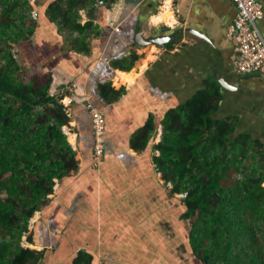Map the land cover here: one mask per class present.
Segmentation results:
<instances>
[{
    "label": "crops",
    "instance_id": "0c3cea01",
    "mask_svg": "<svg viewBox=\"0 0 264 264\" xmlns=\"http://www.w3.org/2000/svg\"><path fill=\"white\" fill-rule=\"evenodd\" d=\"M52 1L31 0L41 3L34 7L37 27L22 61L30 73L51 69L50 92L61 97L70 117L64 131L87 161L72 177L56 180L50 203L30 221L33 242L24 237L23 244L45 249L48 264H71L80 249L92 252L95 264H178L180 196L154 162L166 112L217 81L222 97L216 116L236 115L237 132L264 140V74L235 69L234 41L227 35L233 1L84 0L79 21L91 26L81 32L50 21L45 8ZM163 9L169 21L157 19ZM258 26L264 37V16ZM175 31L163 44L138 42ZM132 51L141 58L130 71L114 66ZM110 82L126 89L112 102L113 93L100 89ZM93 107L105 119L99 161ZM150 117L156 132L138 152L134 136Z\"/></svg>",
    "mask_w": 264,
    "mask_h": 264
},
{
    "label": "trees",
    "instance_id": "16d2710c",
    "mask_svg": "<svg viewBox=\"0 0 264 264\" xmlns=\"http://www.w3.org/2000/svg\"><path fill=\"white\" fill-rule=\"evenodd\" d=\"M83 1L54 0L45 14L60 29L81 32L91 26L79 21ZM35 5L0 0V264H45V249L25 246L23 238L33 242L30 221L50 203L56 180L87 161L63 129L70 117L50 92L51 69L30 73L23 64L37 27L30 15ZM140 58L132 51L114 66L130 71ZM100 86L113 93L109 102L126 91L111 82ZM221 97L211 81L170 108L154 144L156 168L171 193L185 194L177 199L178 264H264V140L237 132L238 116H216ZM156 126L150 117L137 131L136 151L149 145ZM94 257L80 249L71 264H95Z\"/></svg>",
    "mask_w": 264,
    "mask_h": 264
},
{
    "label": "built area",
    "instance_id": "2783aa9c",
    "mask_svg": "<svg viewBox=\"0 0 264 264\" xmlns=\"http://www.w3.org/2000/svg\"><path fill=\"white\" fill-rule=\"evenodd\" d=\"M232 1L236 12L228 26L227 35L234 41L235 69L242 74H264V37L258 26V21L264 16L263 5L259 0ZM38 14L36 9L30 12L34 19L38 18ZM91 111L95 141L94 157L95 161H99L105 147V119L100 110L93 107ZM63 129L65 130L66 126H63Z\"/></svg>",
    "mask_w": 264,
    "mask_h": 264
},
{
    "label": "water",
    "instance_id": "95a60500",
    "mask_svg": "<svg viewBox=\"0 0 264 264\" xmlns=\"http://www.w3.org/2000/svg\"><path fill=\"white\" fill-rule=\"evenodd\" d=\"M177 32L179 31H175L172 34L161 35V36H156V37H149L148 39L143 40V41H141V39H138V42L142 44H150V43L163 44L164 42L176 36L178 34Z\"/></svg>",
    "mask_w": 264,
    "mask_h": 264
},
{
    "label": "bare ground",
    "instance_id": "6f19581e",
    "mask_svg": "<svg viewBox=\"0 0 264 264\" xmlns=\"http://www.w3.org/2000/svg\"><path fill=\"white\" fill-rule=\"evenodd\" d=\"M167 7V6H166ZM164 9H165V7H164ZM163 9V12L160 14V16H158V20H161V19H164V20H168L169 21V19H170V16H169V14H168V10H164ZM123 75V74H122ZM127 80H129L130 78H131V76L130 75H126V77H125ZM69 135H71V134H69Z\"/></svg>",
    "mask_w": 264,
    "mask_h": 264
},
{
    "label": "rangeland",
    "instance_id": "374dc122",
    "mask_svg": "<svg viewBox=\"0 0 264 264\" xmlns=\"http://www.w3.org/2000/svg\"><path fill=\"white\" fill-rule=\"evenodd\" d=\"M31 71V70H30ZM170 185V184H169ZM178 196H180L181 197V195L180 194H178ZM180 197H178L179 199H180ZM182 224H183V226H185V229H188V226L187 225H184V223L183 222H181ZM186 224V223H185ZM181 228H183L182 227V225H181ZM179 235H183V233H181V232H179ZM50 250H52V251H54L53 249H50ZM180 252V251H179ZM53 253H55V252H53ZM48 264L49 263V260H46L45 261V264Z\"/></svg>",
    "mask_w": 264,
    "mask_h": 264
}]
</instances>
